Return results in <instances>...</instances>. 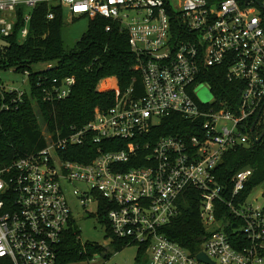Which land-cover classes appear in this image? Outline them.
<instances>
[{
    "label": "built area",
    "instance_id": "1",
    "mask_svg": "<svg viewBox=\"0 0 264 264\" xmlns=\"http://www.w3.org/2000/svg\"><path fill=\"white\" fill-rule=\"evenodd\" d=\"M43 2L67 7L73 18L118 23L128 33L142 92L133 84L118 90L114 105L97 107L88 123L49 132L46 147L0 169V264L58 263L73 219L67 190L75 183L89 187L78 194L83 206L106 202L113 234L145 247L148 264H264V207L248 202L255 187L244 196L253 170L236 172L231 189L215 172L229 150L250 144L264 127V0H0V35L13 33L25 7V40L31 11ZM220 65L229 81L243 82L239 101L219 100L206 80ZM43 82L44 98L56 101L71 94L75 78ZM201 89L210 91L209 101ZM175 116L188 126L153 142L155 127ZM89 143L95 155L86 162L73 148ZM190 188L201 199L196 251L163 231Z\"/></svg>",
    "mask_w": 264,
    "mask_h": 264
},
{
    "label": "trees",
    "instance_id": "2",
    "mask_svg": "<svg viewBox=\"0 0 264 264\" xmlns=\"http://www.w3.org/2000/svg\"><path fill=\"white\" fill-rule=\"evenodd\" d=\"M26 11L25 7L18 9L17 21L10 36L0 35V69H14L24 74L30 72L29 90H25L21 97L16 91L0 87V169L47 146L38 113L49 132H65L71 126L80 127L92 120L97 107L107 109L113 106L118 90L122 93L133 84L138 95L142 92L141 75L135 67L136 57L129 45L128 33L121 31L118 23L101 16L90 18L88 30L82 38L72 48H66L61 39L64 25L62 6L39 3L31 11L28 36L21 40ZM51 12L54 18L49 19ZM108 24L112 26L111 31H106ZM37 63L54 64L46 69L34 70L33 66ZM69 76L75 78V84L68 97L56 101L44 98L43 81L49 85L53 78L60 80ZM206 80L219 100L225 102L232 98L239 101L243 82L229 81L227 65L212 67ZM101 81L107 82L110 88H99ZM187 126L188 121L179 116L165 119L155 127L150 139L154 142L161 136L179 133ZM94 150L95 146L91 143L73 148V151L88 156L84 159L86 162L94 157ZM69 158L82 159L76 155ZM246 168H251L254 174L246 185L244 196L264 181V137L260 142L254 140L229 150L215 172L219 183L231 189L232 176ZM200 204L199 190L188 189L179 200L178 215L163 229L171 240L192 251L199 248L203 233ZM108 210L106 202L101 201L99 214L112 238L109 247L116 253L131 244L113 234ZM109 247L96 242H82L80 230L72 219L60 244L57 264L81 263L95 254H103L106 248L109 251L103 256L107 259L113 255ZM145 253L146 248L140 247L137 264H141Z\"/></svg>",
    "mask_w": 264,
    "mask_h": 264
},
{
    "label": "rangeland",
    "instance_id": "3",
    "mask_svg": "<svg viewBox=\"0 0 264 264\" xmlns=\"http://www.w3.org/2000/svg\"><path fill=\"white\" fill-rule=\"evenodd\" d=\"M90 18L82 16L73 18L67 7L64 8V25L61 30V39L66 48H72L82 38L83 34L88 30ZM54 63H37L34 64V70L45 69ZM107 82L101 81L99 88L108 87ZM0 86L6 88H19L29 90L28 77L24 73L16 72L14 69H0ZM110 88V86L108 87ZM113 88V86H111ZM206 90V89H205ZM204 89H201L200 96L203 98ZM204 99V98H203ZM40 122L43 132L46 137L49 136L47 124L43 122L41 114H39ZM89 187L84 183H75L68 186L67 196L73 208V219L76 226L80 230V240L82 242H96L103 246L109 247L111 237L107 231V225L102 220L99 214L98 204L93 201L87 206L80 203L78 194L82 191H88ZM78 190V192H77ZM248 202L254 207H264V181L257 185L248 198ZM111 257L105 259L103 255L109 251L107 248L103 254H95L91 259H87L77 264H137V257L139 254V244H131L124 247L122 250L114 253L109 247ZM99 256V257H98ZM97 257L96 260L92 258ZM86 262V263H85ZM149 255L144 254L141 264H148ZM76 264V263H72Z\"/></svg>",
    "mask_w": 264,
    "mask_h": 264
},
{
    "label": "water",
    "instance_id": "4",
    "mask_svg": "<svg viewBox=\"0 0 264 264\" xmlns=\"http://www.w3.org/2000/svg\"><path fill=\"white\" fill-rule=\"evenodd\" d=\"M203 93V100L204 101H209L211 98H212V94L210 93V91H208L207 89L205 90L204 89V91L202 92ZM251 132H252V134H253V132H254V128H252L251 129ZM264 137V130L262 131V133L260 134V136L258 137V138H255L254 140L256 141V142H260L261 140H262V138ZM234 227H237V225H235ZM198 257L200 258V259H202V260H204V261H206V262H208V263H212V261L204 254V253H199L198 254ZM213 264V263H212Z\"/></svg>",
    "mask_w": 264,
    "mask_h": 264
}]
</instances>
